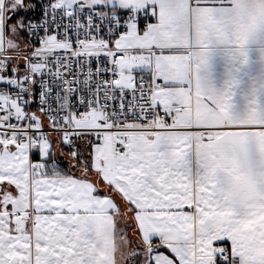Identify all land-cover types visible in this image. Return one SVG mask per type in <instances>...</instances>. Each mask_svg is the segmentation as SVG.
Instances as JSON below:
<instances>
[{
    "label": "snow or ice",
    "instance_id": "6c2138e0",
    "mask_svg": "<svg viewBox=\"0 0 264 264\" xmlns=\"http://www.w3.org/2000/svg\"><path fill=\"white\" fill-rule=\"evenodd\" d=\"M0 264H264V0H0Z\"/></svg>",
    "mask_w": 264,
    "mask_h": 264
}]
</instances>
